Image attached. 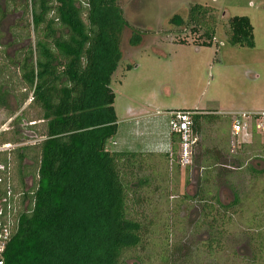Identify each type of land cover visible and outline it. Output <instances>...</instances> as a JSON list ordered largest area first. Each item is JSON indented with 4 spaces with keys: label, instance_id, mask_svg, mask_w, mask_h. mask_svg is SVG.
<instances>
[{
    "label": "rangeland",
    "instance_id": "1",
    "mask_svg": "<svg viewBox=\"0 0 264 264\" xmlns=\"http://www.w3.org/2000/svg\"><path fill=\"white\" fill-rule=\"evenodd\" d=\"M115 1L127 22L142 34L139 44L131 47L127 43L129 28L122 30V64H133L127 69L118 65L110 78L116 130L106 147L149 151L152 155H147L146 160L156 173L150 174V184L143 189L142 197L147 202L131 204L134 217L142 219L144 227L140 243L123 253L122 264H162L161 254L168 255L175 243L179 247L178 251L172 248L178 257L175 264H264V171L253 181L244 173V160L255 169L264 166V160L254 155L264 144V131L250 142V147L237 146L234 136L228 134L229 149L224 156L237 151L245 158L242 165L222 158L214 167L221 172L223 168L230 170L233 176L211 172L203 186V198L193 197L203 171L198 161L199 146L212 149L218 139L223 141L220 129L226 136L230 126L228 114L231 118L238 111L264 109V0ZM191 3L214 8L216 22L209 44H199V31L168 22L173 13L184 19ZM29 4L30 0H0V69L10 90L5 97L8 108L0 106V141L9 138L10 149L42 137L43 122L35 118V109L26 106L28 100L19 107L15 105V96L28 92L19 80L20 71L15 63L28 47L32 48L35 39ZM231 15L248 17L252 26L251 47L232 45L226 40L225 21ZM129 107H144L146 119H165L166 127V111L176 108L217 113L220 120L203 124L199 145H193L190 162L182 165L177 159L178 143L171 150L169 140L165 147L167 155H154L161 151L150 149L152 139L157 137L148 133L149 129L143 135L132 134ZM20 112L23 115L16 120ZM249 137L237 139L245 143L250 141ZM6 156L14 192L31 189L30 174L24 175L19 186L13 153ZM23 162L30 163L26 159ZM216 226L221 231L210 235L207 229Z\"/></svg>",
    "mask_w": 264,
    "mask_h": 264
},
{
    "label": "trees",
    "instance_id": "2",
    "mask_svg": "<svg viewBox=\"0 0 264 264\" xmlns=\"http://www.w3.org/2000/svg\"><path fill=\"white\" fill-rule=\"evenodd\" d=\"M29 12L35 39L15 63L28 92L15 96V105L19 107L30 96L26 106L36 110L35 118L43 122V128L42 137L33 143L0 150L4 164L6 153H13L19 186L25 174L33 178L31 189L23 190L28 203L5 246L3 264H122L123 253L140 243L144 227V221L134 217L131 204L147 202L143 189L150 184L155 167L146 160L152 155L149 151L106 147L116 130L114 92L109 82L123 61V28L130 30L127 43L131 47L139 44L142 32L127 22L115 0H30ZM168 22L199 31V44H209L216 15L212 6L191 3L184 19L173 13ZM224 32L232 45H253L252 26L245 15L226 16ZM132 64L126 61L121 66L127 69ZM2 76L0 69V106L8 108L5 97L10 90ZM180 109L190 111L196 136L193 145H199L204 123L220 120L217 113ZM22 115L20 112L15 119ZM220 131L222 142L218 139L212 149L199 146L203 171L193 194L198 200L203 198V186L211 172L225 177L234 174L224 168L217 171L216 163L225 158L239 166L245 159L237 151L224 156L229 149L230 126L226 136ZM258 134L251 131L249 142L236 145L250 147ZM169 139L171 150H175L177 133L170 131ZM258 150L254 155L264 160V144ZM153 154L166 156L167 151ZM244 164L250 181L264 171V166L255 169L245 160ZM214 200L219 202L216 196ZM215 230L221 231L217 226L207 229L210 235ZM175 244L168 255L161 254L162 264H175L178 257L172 248L179 250Z\"/></svg>",
    "mask_w": 264,
    "mask_h": 264
},
{
    "label": "built area",
    "instance_id": "3",
    "mask_svg": "<svg viewBox=\"0 0 264 264\" xmlns=\"http://www.w3.org/2000/svg\"><path fill=\"white\" fill-rule=\"evenodd\" d=\"M30 96L27 98L29 100ZM190 111L185 109L168 110L167 124L170 131L178 136L177 159L182 164H188L191 160L192 145L196 140L191 129ZM245 116V117H244ZM264 131V109L238 111L232 114L230 133L237 138L249 137L247 133ZM239 139H235L238 143ZM10 142H3L0 150H9ZM7 164L0 161V264H3V253L11 235L16 231L20 213L25 210L28 199L23 197V190L14 192L8 174Z\"/></svg>",
    "mask_w": 264,
    "mask_h": 264
},
{
    "label": "crops",
    "instance_id": "4",
    "mask_svg": "<svg viewBox=\"0 0 264 264\" xmlns=\"http://www.w3.org/2000/svg\"><path fill=\"white\" fill-rule=\"evenodd\" d=\"M144 107L140 108H133L129 107L127 112L131 114L132 116L131 120V127L133 130V135L139 136L143 135L147 132H145L146 129H149L150 131L148 133H152V136H156L157 138H153L150 143V149L153 151L154 149H159L160 151L167 150L165 149L166 146H168L169 142V127H166V121L164 119L163 122H161L163 119H160L158 122L154 119H146L145 113H143ZM142 112V113H141ZM168 114V111H166ZM144 118V119H143ZM163 123V124H162ZM163 128H161L162 126ZM139 126H144L143 130H140ZM144 131V132H141Z\"/></svg>",
    "mask_w": 264,
    "mask_h": 264
}]
</instances>
